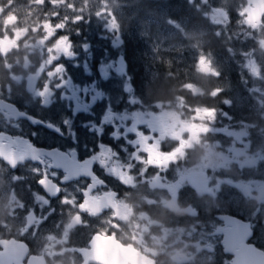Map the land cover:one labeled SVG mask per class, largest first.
I'll return each mask as SVG.
<instances>
[{"label":"flooded vegetation","instance_id":"flooded-vegetation-1","mask_svg":"<svg viewBox=\"0 0 264 264\" xmlns=\"http://www.w3.org/2000/svg\"><path fill=\"white\" fill-rule=\"evenodd\" d=\"M146 1L156 0L139 3ZM118 2L119 21L129 19V0ZM173 2L193 13L188 21L206 18L208 27L200 30L210 43L221 32L217 35L207 15L227 4L228 15H221L232 18L227 33L234 32L237 57L239 50L255 47L243 37L264 29V2L260 7L247 0ZM74 5L75 12L66 15L67 0L60 4L62 20L78 17L60 32L70 37L78 32L79 45L91 36L95 67L100 52L96 36L103 30H92L91 19ZM50 6L40 19H46ZM250 13L257 14L254 22ZM56 19V14L50 17ZM2 28L0 22V40L15 44L0 49V264H145L140 257L154 264H232L235 258L237 264H264V151L256 152L259 144L249 151L250 158L243 160V148L217 171L200 163L199 144L187 150L179 182L169 185L158 175L171 149L160 141L157 109H144L136 120V108L125 94L121 99L122 94L113 93L104 102L87 90L79 98L69 80L56 86L55 76L71 66L65 60L69 49L57 44L58 32L42 27L37 35L38 30L25 28L21 31L29 35L18 40L10 28L9 33ZM42 34L47 36L40 41ZM22 58L35 67L26 80L18 73ZM87 134L92 141L84 138ZM136 154L153 164L145 173L133 166ZM219 159L230 160V155ZM164 171L174 168L167 164Z\"/></svg>","mask_w":264,"mask_h":264},{"label":"rangeland","instance_id":"rangeland-1","mask_svg":"<svg viewBox=\"0 0 264 264\" xmlns=\"http://www.w3.org/2000/svg\"><path fill=\"white\" fill-rule=\"evenodd\" d=\"M202 1L205 2V0ZM74 2L78 3V12L86 14L91 19L93 24H91L92 30L95 29L97 31L98 26L102 28L103 32L100 33L98 29L96 36L97 46L100 47V42L107 40L111 49L116 50L121 42L119 14H122V5L119 4L118 0H67L66 15H71V9L72 12H75ZM49 3H51V10L48 11L46 19H40L44 8ZM61 3H65V0H55V2L54 0H42V2L41 0H0L2 30L9 33L8 29L10 28V31L18 40H25V36L29 35L21 31V29L25 28L30 29L31 32L38 30L37 35H40L44 28L57 31V38H59L57 44L61 43L69 49L65 60L71 66H65L55 76V80L57 81L56 86L69 80L74 83L72 84V91L77 93L79 90L80 93H77L79 98L84 93L83 91L87 90V94L91 97L101 98L104 102H107L109 95L103 90L102 84H108L110 88H117L119 90V94H122L121 99H125L126 97L128 104L136 108L133 118L140 120L139 116L146 109V106L145 108L139 107V103L134 97L128 82L122 58L109 59V52L103 50L102 53L99 52L98 63L93 67L91 60L96 52L91 51L92 37H83L79 45L75 38L78 32L75 33V37H70L64 30L60 32V28L69 24V22H71V25L78 22V17H73L71 21L69 19L70 16H64L62 20V16L58 14ZM229 8L227 4H219L213 10L210 9V13L207 15L210 24L217 28V31L215 30L217 35L220 32L225 35L231 25L232 18L221 15L222 13L228 15L226 9ZM34 13L37 14L36 18L32 15ZM55 14L57 19L55 21L50 20V17H54ZM75 15L79 14L75 13ZM175 28H178L176 30L179 32L181 39L184 40L183 43H179L176 46V49L181 48L180 50L186 47L195 49L197 44L200 43L201 36L205 34L203 30L191 33L178 25ZM18 33H20L19 36ZM86 33L88 34L89 32L87 31ZM232 34L234 36V32ZM23 36L24 38H22ZM46 36L42 34L39 40L41 41ZM245 38L251 44H255V47H248L247 49L238 51V90L232 87L233 83L230 85V81H227L225 84L220 83V67L215 63L212 56L200 54L201 51H198L199 55L194 59L196 74L194 80L196 82L200 81L202 84L201 86L197 83L192 85L190 88L191 92L201 95L205 89H209L211 97L215 100L219 96H223L220 101L223 108L221 112L206 108H194V111H192L185 109L180 102L175 103L174 106L171 105V107L166 105H154L150 107L151 109L158 110L155 118L158 119L159 124L163 125V134L160 141L162 140L161 143L166 149H171L170 152L165 153L170 155L169 159L165 158L162 167L158 170L159 178L167 180L169 185L179 182L181 169L183 165L186 166L185 163L190 156H187V150L190 149V152H193V148L199 144H201L200 163L211 167L214 171H217L222 164L226 166L229 162L237 159L243 148H245L243 160L250 158L249 151L258 144L256 152L264 151V63H262L264 61V29H259L258 36L254 33H249L243 37V40ZM233 39L235 41V36ZM28 46L30 47L31 45ZM235 53L236 51L232 47H229L228 59L225 57L222 61L224 69L228 72L230 68L226 67V62L230 59H236L234 58ZM18 59L20 60V57ZM75 61L78 63H75ZM177 63L187 65L188 58H178ZM17 65L18 73L20 75L23 74L24 80L27 79V75L31 71L34 72L35 70L34 64H30L28 58H22L20 64ZM204 87L206 88L204 89ZM61 92H66L64 86ZM85 113H89L91 116V110ZM149 114L146 113V115ZM236 114L238 115V123L236 121ZM250 127L253 129L252 131ZM88 128H92L91 124L88 125ZM184 128L191 130L192 133L189 134L185 132L186 130L183 132ZM132 130L135 132L133 128ZM253 132H255L254 135ZM140 136L146 137L144 131L141 132ZM84 138L88 142L92 141L90 134L85 135ZM253 141L258 143L255 144ZM166 149L162 150L164 157ZM225 155H230V160L219 159L220 156ZM167 164L169 167L172 165L174 168L172 173L164 171ZM133 166H136L141 173H145L153 164L148 162L143 156L136 154Z\"/></svg>","mask_w":264,"mask_h":264},{"label":"trees","instance_id":"trees-1","mask_svg":"<svg viewBox=\"0 0 264 264\" xmlns=\"http://www.w3.org/2000/svg\"><path fill=\"white\" fill-rule=\"evenodd\" d=\"M138 3L139 0H129L125 5L129 19L124 17L125 19L119 21L122 45L112 50L108 41L104 40L100 42V47H96L97 51H108L109 59L122 58L134 97L143 104V107L150 108L154 105L171 107L180 102L185 109H223L220 103L223 96L215 100L206 87L201 95L193 94L190 88L196 83L199 86L202 84L194 80V77L196 78L194 59L199 55L198 51H201L200 54L212 56L220 67V83L230 81V85L233 83L232 87L238 90L239 57L233 42V34L222 33L219 37H212L211 43L209 38L203 35L195 49L189 47L183 50L176 49L177 44L183 43L184 40L175 26L178 25L191 33L200 29L206 30L208 27V23L207 27L204 26L206 18L188 21V15L194 17L193 13L183 4L174 3L173 0ZM143 10L145 11L142 13ZM142 33L145 34V39ZM229 47L236 51V57L234 56L236 59L226 62V67L230 68L228 72L224 69L222 61L229 56ZM186 57L187 65L177 63L178 58ZM102 88L109 96L113 93L119 94L117 88H110L108 84H102Z\"/></svg>","mask_w":264,"mask_h":264},{"label":"clouds","instance_id":"clouds-1","mask_svg":"<svg viewBox=\"0 0 264 264\" xmlns=\"http://www.w3.org/2000/svg\"><path fill=\"white\" fill-rule=\"evenodd\" d=\"M41 2H42V0H41ZM54 2H55V0H54ZM257 18H258L257 14L253 13V15L250 17V22H254ZM19 35H20V33H18V36ZM14 44H15L14 40H8V39L0 40V49L7 51ZM140 259L142 261H144L145 264H154V262L149 261L147 257H140Z\"/></svg>","mask_w":264,"mask_h":264},{"label":"water","instance_id":"water-1","mask_svg":"<svg viewBox=\"0 0 264 264\" xmlns=\"http://www.w3.org/2000/svg\"><path fill=\"white\" fill-rule=\"evenodd\" d=\"M247 1H248V3H251V4H253V5L257 6V7H260L261 4L264 2V0H247ZM261 14H262V11H260L259 15H261ZM252 15H253V13H250L248 19H250V17H251ZM237 261H238V260L235 258V259L233 260V263H232V264H237Z\"/></svg>","mask_w":264,"mask_h":264},{"label":"snow or ice","instance_id":"snow-or-ice-1","mask_svg":"<svg viewBox=\"0 0 264 264\" xmlns=\"http://www.w3.org/2000/svg\"><path fill=\"white\" fill-rule=\"evenodd\" d=\"M42 183V182H41Z\"/></svg>","mask_w":264,"mask_h":264}]
</instances>
